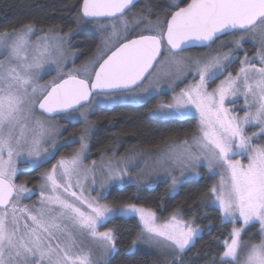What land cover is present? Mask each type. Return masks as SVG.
<instances>
[{
    "label": "snow or ice",
    "instance_id": "6c2138e0",
    "mask_svg": "<svg viewBox=\"0 0 264 264\" xmlns=\"http://www.w3.org/2000/svg\"><path fill=\"white\" fill-rule=\"evenodd\" d=\"M136 2L81 0L80 19L101 27L111 23L115 37L110 54L83 68L74 67L78 57L69 65L71 36L61 39L31 25L0 34V264H110L117 251V229L108 225L135 218L139 233L129 255L137 252L138 243H147L173 257L172 264H183V256L204 234L193 220L177 210L161 222L153 209L137 202H106L110 188L130 186L141 193L152 187L130 174L139 164L110 161L100 191L95 176L90 188L81 182L95 167L94 162L92 169L83 167L93 100L104 97L95 99L98 107L118 101L146 105L169 90L170 100L157 105L156 113L164 119L196 121L191 138L171 146L158 161L170 178L172 194L179 185L202 179L201 168L210 180L218 177L208 187L204 204L219 213L220 227H232L221 233L223 240L213 241L221 251L211 264H264V0H168L147 6L146 14L134 16L129 28L127 16ZM118 22L122 32L117 31ZM224 36L238 39L220 44L213 55V46ZM254 39L259 43L256 59L245 53L233 75L229 69L237 63L236 53ZM193 47L209 52L199 59L185 56ZM53 72L55 78L42 84ZM162 78L169 81L167 88L157 87ZM138 92L142 94L128 95ZM240 97L243 108L227 106ZM58 117L85 124L81 149L44 172L36 190L38 203L22 206V199L36 192L15 182L18 164L34 171L55 158L61 145L53 142L56 126L50 121ZM249 126L257 131L249 135ZM257 225L259 242L245 243ZM215 227L209 224L207 234Z\"/></svg>",
    "mask_w": 264,
    "mask_h": 264
},
{
    "label": "trees",
    "instance_id": "16d2710c",
    "mask_svg": "<svg viewBox=\"0 0 264 264\" xmlns=\"http://www.w3.org/2000/svg\"><path fill=\"white\" fill-rule=\"evenodd\" d=\"M167 2L168 0H141L132 10L146 14L147 6ZM80 3L81 0H0V34L31 25L39 32L55 30L64 37L71 36V50L78 57L74 65L79 66L93 56L100 44L98 35L87 27L89 24H85L80 19V8L77 7ZM153 11L158 15H167L163 9L153 8ZM231 37L235 38L233 36L228 38ZM242 48L243 51L239 53L240 58L245 53L249 58L257 53L256 47L250 42L244 43ZM207 50H194L188 53L201 55ZM229 50V47L224 49L225 52ZM160 100V97H155L146 105L97 107L94 114L89 116V122L94 129L90 139L88 138L91 158H97L100 155H107L110 158L115 151L123 154L134 148L154 149L190 139L196 131V121L165 120L153 116ZM82 129V125L68 124L67 130L71 132L68 137L80 136ZM67 148L72 152L76 150L75 146L68 145L58 152L55 160L63 156L61 152ZM48 168L49 165L34 171L20 170L16 182L25 184L28 188H34L39 185L43 171ZM214 183V179L210 180L203 176L198 181L182 184L174 195L170 194L169 186L165 182L145 188L141 193H137V190L130 186H125L123 189L113 188L109 191L106 202L117 204L128 201L137 202L139 206L153 209L161 222L166 220L173 211H180L185 220H193L194 226L204 230L203 238L196 239L195 246L187 251L183 258L190 259L192 264H211L212 258L219 255L221 251L213 241L223 240L225 236L221 233L226 235L231 231L230 224L227 227H220L219 213L204 204L207 189ZM137 195L139 200L135 199ZM209 224L216 226L211 235L207 234ZM108 227L117 229V251L111 257L110 264L170 263L169 260H163L157 253L140 248L138 245L135 254H128L139 233L136 218L117 220ZM257 234L258 226L251 228L244 242H259Z\"/></svg>",
    "mask_w": 264,
    "mask_h": 264
},
{
    "label": "rangeland",
    "instance_id": "374dc122",
    "mask_svg": "<svg viewBox=\"0 0 264 264\" xmlns=\"http://www.w3.org/2000/svg\"><path fill=\"white\" fill-rule=\"evenodd\" d=\"M141 14H144V13H139L136 10H131V12L128 13L127 20H128V23H129V28L134 26L133 23H132V18L134 16H138V15H141ZM160 16H165V14L164 15H160ZM87 27L92 32H95L98 35L100 44H99L98 49L95 51V53L93 54V56L91 58H89L83 64H81L79 66H75L74 65L75 68H83L86 64H90V62L94 64L97 60L100 59V57L104 53L110 54L108 49H110L112 47V44L115 41V37L113 36V32H112L111 23L105 21L103 27H101V25H97V24H89ZM36 31L39 32L38 30H36ZM117 31L118 32H122L123 31L122 22H118ZM49 32L57 33L58 37L61 38V39H68L69 38V36L64 37V36L60 35L55 30H47V31L41 32V33H49ZM234 39H238V37H235V38L231 37L230 39L226 38V39L219 40L218 43H216V45L213 46L212 54L213 55L216 54V49L219 48L220 44L229 45L230 42L233 41ZM247 42H250L251 44H253L256 47V52L259 50L258 39L246 40L244 43H247ZM224 49H223V51H224ZM242 49L243 48L241 47V49H239V51L236 53V57L235 58L237 60V63H234L231 66V68L229 69V71H231L233 75H235L239 71L240 64H239L238 61L245 58V55H243L241 58L239 56V53L241 51H243ZM208 52H209V49L207 51H205L201 55L191 54V53H188V52H185L184 55L187 56V57H191L193 59H199L201 57L206 56L208 54ZM227 52H225V53H227ZM256 54H255V56H253L251 58H249V57H247V58L250 59V60H254V59H256ZM67 55L69 57V65L71 66L72 65V59L74 57H77V54L73 53V51L71 50V45H70V47L67 48ZM75 61H76V59H75ZM257 67H259V63H257ZM226 75H227V73H225V76ZM54 78H55V73L53 72V73H51L49 75H46L43 78V80L41 81V83L42 84L50 83ZM188 82L192 83L191 78H189ZM218 83H219V80H217L214 84L210 85V87H215L216 84H218ZM168 84H169V81L167 79H163L162 78V79L159 80V82L157 84V87L158 88H167ZM186 86L187 85L181 84L180 88H183V87H186ZM180 88H177V91H179ZM138 94H142V93H140V92H138V93H129L128 95L135 96V95H138ZM156 97H160V99H161L160 103L161 102H165L166 103L171 98V91L169 90V93L167 95H158ZM95 99H104V97H96ZM95 99L93 100V103L91 104L90 108L88 109V111H90V112H92V110H95L98 107L96 105V103H95ZM115 105H134V106H137V105H141V104L133 103V102H130V101H118L117 103H115L113 105H110V106H107V107H102V108H111V107H113ZM227 106L230 109L232 107H235L236 109L243 108V106H244L243 105V97L238 98L237 103L234 106L231 105V104H228ZM156 109H157V107L155 108V110L153 112V116L159 117L161 119H164V118H162L160 115H158L156 113ZM243 114H244L243 111L239 112L240 116H243ZM165 120H167V119H165ZM50 123L56 126V128H55V130L53 132V136L55 137L53 142L55 144H57V145H61V147L56 152V154L58 152L62 151V149L64 147H66V144H72L73 146L76 147V150H74L72 152L71 149H68V148L65 149L64 152H61V153L64 154L63 156H60L56 160L54 158L53 160L48 162L47 165H49V168L44 170L43 173L46 172V171L51 170L52 165L57 163V161H59L60 159H62V158H71L76 152L80 151V149H81V144L79 143L80 137L85 134V124L83 122H80V123H75V122L68 123V122H65L62 119L57 118L55 120L50 121ZM68 124L82 125L83 129H82V133L80 134V136L68 137V135L71 133L69 130H67V125ZM93 130L94 129L92 128V125L88 121L87 138L85 140V143L87 145V150L83 153V157H84V159H83V167L88 168V169H92L94 167V164H95V167H94V172H90V173L87 174V179H84L83 175L81 176V182L84 184L85 188L92 187L91 181H92L93 176H95V179H96V185L95 186L97 188V191H100L101 189L99 188V184H100V181L102 180V178L104 176V173H105L107 167L109 166V162L110 161H115V160H128V161L131 162L129 164V167H131L132 164H139V167L135 168L134 171H132L130 173L134 178L138 179L142 184H151L152 187L154 185H156L157 183L164 182L166 180L167 182H165V183H167L168 186H169L170 194L174 195L171 192V181H170V178L167 176V172L165 171V169L158 165V161L160 160V158L165 153H167V152H169L171 150V146L176 145L178 143L167 144L165 146L157 147V148H154V149H140V148L139 149H137V148L135 149L134 148V149L128 150L127 152H125L123 154H118L115 151V153H113L110 158L107 157V155L106 156L100 155L97 158H91L89 150H88V142H89L88 138L90 139V135L93 132ZM254 131H257V129L255 127H253V126H249V129H248L249 135H251L252 132H254ZM71 141H75V142H71ZM260 142L262 143L264 141H260ZM49 150H51V148H49ZM56 154H55V156H56ZM117 154L119 156H117ZM93 162H94V164H93ZM121 166L123 167V165H121ZM18 169H19V171L20 170L27 171L26 170L27 169V165L22 164V163L18 164ZM199 171H200L201 177L206 176V177L209 178V174H208L206 168H201V169H199ZM175 174L177 176H179L178 172H176ZM188 175H190V173L189 172H185V176H188ZM218 179H219L218 177L216 179H214L215 183L218 182ZM191 181H197V180L193 179ZM17 184H20V183H17ZM181 185L178 186V190H179V187ZM40 186H41V179H40L39 185H37L36 187H34V188H28L27 187L28 189L36 192V194L33 195L31 197V199H22V201H21L22 206L32 207L34 204L38 203V201L40 199V196H39V192H37L36 190L39 189ZM111 189H113V188H110V190ZM116 189H118V188H116ZM178 190L176 191V193L178 192ZM95 194L96 193H93V195H95ZM136 220H138V218H136ZM239 226L240 225H237V227H239ZM231 227H232V225H231ZM100 230L101 231H105L103 228H101ZM258 232H259V226H258ZM138 247L153 251L154 253H157L160 257H162L163 260H169V262H170L169 264H172L173 257H171L169 255H165L162 251L156 249L155 247H153V246H151V245H149L147 243H138ZM183 264H192V263L190 262V259H187L185 257V258H183Z\"/></svg>",
    "mask_w": 264,
    "mask_h": 264
},
{
    "label": "water",
    "instance_id": "95a60500",
    "mask_svg": "<svg viewBox=\"0 0 264 264\" xmlns=\"http://www.w3.org/2000/svg\"><path fill=\"white\" fill-rule=\"evenodd\" d=\"M140 1H141V0H137L136 5H137ZM132 9H133V8H132ZM201 49H204V48L193 47V48L189 49V50L186 51V52H190V51H194V50H201Z\"/></svg>",
    "mask_w": 264,
    "mask_h": 264
},
{
    "label": "flooded vegetation",
    "instance_id": "af4514ba",
    "mask_svg": "<svg viewBox=\"0 0 264 264\" xmlns=\"http://www.w3.org/2000/svg\"><path fill=\"white\" fill-rule=\"evenodd\" d=\"M228 37H230V36H224V37H222L221 39H226V38H228ZM204 49H207V48H204ZM59 118V117H58ZM60 119V118H59ZM68 145H72V144H66V146H68ZM58 155V153L56 154V156ZM55 156V157H56ZM48 163H46V164H44L42 167H45L46 165H47Z\"/></svg>",
    "mask_w": 264,
    "mask_h": 264
}]
</instances>
